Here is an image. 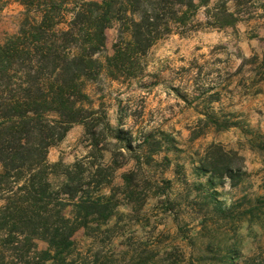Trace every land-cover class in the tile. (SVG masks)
Here are the masks:
<instances>
[{
    "label": "rangeland",
    "instance_id": "obj_1",
    "mask_svg": "<svg viewBox=\"0 0 264 264\" xmlns=\"http://www.w3.org/2000/svg\"><path fill=\"white\" fill-rule=\"evenodd\" d=\"M253 8L223 29L201 10L136 79L104 70L88 84L95 127L74 125L49 152L55 184L84 172L83 192L104 204L73 236V264H264V0ZM20 10L0 13V43Z\"/></svg>",
    "mask_w": 264,
    "mask_h": 264
},
{
    "label": "trees",
    "instance_id": "obj_2",
    "mask_svg": "<svg viewBox=\"0 0 264 264\" xmlns=\"http://www.w3.org/2000/svg\"><path fill=\"white\" fill-rule=\"evenodd\" d=\"M259 1L0 0V13L21 8L17 31L0 43V264H73V236L104 205L83 192L84 172L67 167L55 184L49 161L74 125L95 127L88 84L104 70L112 80L136 79L158 42L202 25L201 10L205 27L223 29L256 15Z\"/></svg>",
    "mask_w": 264,
    "mask_h": 264
}]
</instances>
